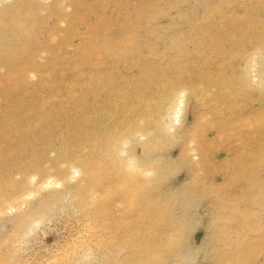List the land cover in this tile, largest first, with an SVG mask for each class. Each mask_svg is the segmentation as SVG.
Segmentation results:
<instances>
[{
	"label": "rangeland",
	"instance_id": "rangeland-1",
	"mask_svg": "<svg viewBox=\"0 0 264 264\" xmlns=\"http://www.w3.org/2000/svg\"><path fill=\"white\" fill-rule=\"evenodd\" d=\"M0 264H264V0H0Z\"/></svg>",
	"mask_w": 264,
	"mask_h": 264
},
{
	"label": "bare ground",
	"instance_id": "bare-ground-1",
	"mask_svg": "<svg viewBox=\"0 0 264 264\" xmlns=\"http://www.w3.org/2000/svg\"><path fill=\"white\" fill-rule=\"evenodd\" d=\"M179 98H180L179 103H180L181 105H183V104H184V99H183V97L180 96ZM178 107H179V106H178ZM180 109H181V108H180ZM178 110H179V109H178ZM175 112H176V111H175ZM179 116H180V115H179V111H177V112H176V117L179 118ZM52 181H54V178H52V176H48V177L46 178V180L43 181L42 184L47 186V185L51 184ZM58 183H59V182H57V184H58ZM51 185H52V184H51ZM49 187H50V186H49ZM11 208H12V207H11ZM12 209H13V208H12ZM25 215H26V214H25Z\"/></svg>",
	"mask_w": 264,
	"mask_h": 264
}]
</instances>
